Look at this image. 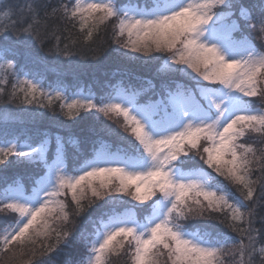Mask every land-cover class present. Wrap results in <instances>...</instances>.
Listing matches in <instances>:
<instances>
[{
  "label": "snow or ice",
  "instance_id": "6c2138e0",
  "mask_svg": "<svg viewBox=\"0 0 264 264\" xmlns=\"http://www.w3.org/2000/svg\"><path fill=\"white\" fill-rule=\"evenodd\" d=\"M257 7L61 0L42 16L34 4H5L0 101L37 120L62 116L70 123H53L68 130L91 123L83 139L44 131L21 140L0 130V172L33 167L30 183L17 177L0 187V213L14 216L0 228V264H55L76 239L74 218L90 210L98 215L89 216L77 264H264V107L256 106L264 105V0ZM51 20L58 23L50 28ZM102 33L121 79L99 96L70 93L59 76L50 82L37 67L44 58L21 63L13 46L51 39L49 54L75 76L74 57H98ZM152 65L159 90L151 79L137 87L135 69Z\"/></svg>",
  "mask_w": 264,
  "mask_h": 264
},
{
  "label": "trees",
  "instance_id": "16d2710c",
  "mask_svg": "<svg viewBox=\"0 0 264 264\" xmlns=\"http://www.w3.org/2000/svg\"><path fill=\"white\" fill-rule=\"evenodd\" d=\"M61 0H30L29 4H34L39 8L41 15L45 11L51 9V7L59 4ZM66 2V0H65ZM260 0H236L238 5L242 4L245 7L252 10L253 14H258V4ZM9 3L15 9L25 8L28 5L25 0H9ZM57 21H49V27L57 24ZM241 25L244 24L243 20L240 21ZM62 27V26H61ZM249 36H256L257 29H248L246 31ZM66 35V34H65ZM75 36L76 33H73ZM53 41L51 39H46L44 41V46L41 47L40 43L36 40H30L24 37L22 41L16 42L13 46L17 49L19 56L18 59L21 63L24 62L26 57H31L32 59L39 61L40 58H44L48 63L47 65L39 63L37 65L38 69L41 71H47V78L50 82H55L56 79L62 78L65 83L69 86V92L78 88H84L85 94H87V89L91 88L92 91L97 95L103 94L107 91L110 86L115 85L121 79L120 76H114L113 73L117 71L121 65L115 59L116 53L113 51V46L110 45L109 36L102 33L100 38L97 40V46L99 47L98 57H92L91 54H87L86 58L81 59L80 57H74V60L78 62L80 67L76 69V75L74 76L67 69L68 62L64 60L63 57H55L49 54V48L52 47ZM257 47H261L260 41L256 40ZM138 76L143 78L141 81H133L137 87H147L144 81L151 79L153 83L156 84L159 90V85L161 83L159 78L155 76V65L150 66L147 69H135ZM126 82V81H125ZM0 106H3L4 111L12 114L11 116L15 119L10 123L0 122V130L7 127L9 132L13 136H19L21 140L26 139L28 136H37L38 134L47 131L51 134L59 133L64 136L65 139L69 137L70 132L75 134V136L83 139L88 136L89 133L87 128L91 123L90 120H85L80 124H75L70 130L61 127L59 124L53 123V121H64L62 116H52L50 112L45 113V118L37 120V118L31 113L33 110H25L19 107H14L12 105H5L3 101H0ZM257 107H264V105L257 104ZM44 113L45 110L38 109L35 110ZM65 123H70L64 121ZM11 138V137H10ZM249 142L258 140L256 136H249ZM259 147V144H257ZM69 152L72 153L74 149L71 145H68ZM33 167L28 165H13L6 169V171L0 172V187L4 185L5 182H11L17 177H22L26 184L30 183L29 175L32 173ZM261 215L260 209L257 210ZM98 212L95 210H90L80 217H75V229L76 239L71 243V246L64 247L62 251L56 256L55 264H77V262L84 256L83 241L85 238L90 237L92 233V224L89 222V216H96ZM7 225L4 219L0 218V228ZM257 227L260 224L257 223ZM113 264H127V260L124 257L113 259ZM256 264H261V261L257 258Z\"/></svg>",
  "mask_w": 264,
  "mask_h": 264
},
{
  "label": "rangeland",
  "instance_id": "374dc122",
  "mask_svg": "<svg viewBox=\"0 0 264 264\" xmlns=\"http://www.w3.org/2000/svg\"><path fill=\"white\" fill-rule=\"evenodd\" d=\"M25 2L27 4H29L30 0H25ZM5 4H10L9 0H0V9H2ZM4 87H5L6 91H7V90L10 89V84L7 85V86H4ZM85 95H87V94H85ZM4 110H6V109H4L3 106H0V122L10 123L15 118L11 116L12 114H10V113H8L7 111H4ZM0 218L4 219L6 224H9V223H11L14 220V216L12 214H10V213H7V212L0 213ZM113 259H115V257H113ZM226 259L231 260V258H226Z\"/></svg>",
  "mask_w": 264,
  "mask_h": 264
}]
</instances>
